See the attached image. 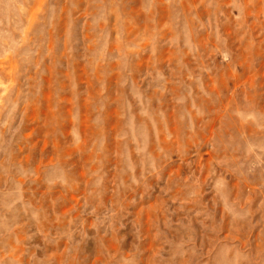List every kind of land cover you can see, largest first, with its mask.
I'll return each instance as SVG.
<instances>
[{
  "label": "rangeland",
  "instance_id": "rangeland-1",
  "mask_svg": "<svg viewBox=\"0 0 264 264\" xmlns=\"http://www.w3.org/2000/svg\"><path fill=\"white\" fill-rule=\"evenodd\" d=\"M0 264H264V0H0Z\"/></svg>",
  "mask_w": 264,
  "mask_h": 264
}]
</instances>
